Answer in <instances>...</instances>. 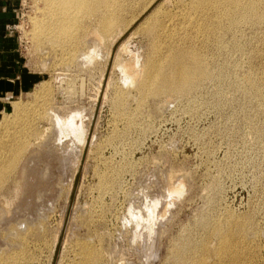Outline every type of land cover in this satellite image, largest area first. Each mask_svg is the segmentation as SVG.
I'll return each instance as SVG.
<instances>
[{
	"label": "rangeland",
	"instance_id": "rangeland-1",
	"mask_svg": "<svg viewBox=\"0 0 264 264\" xmlns=\"http://www.w3.org/2000/svg\"><path fill=\"white\" fill-rule=\"evenodd\" d=\"M247 1L114 0L115 31L95 37L94 22L74 58L36 46L43 3L21 0L0 130L26 104L18 127L33 120L38 135L0 189V264H175L202 241V264H226L219 248L234 242L239 264H264V17L238 14ZM155 48L159 62L195 50L210 76L143 99ZM73 116L81 131L60 139Z\"/></svg>",
	"mask_w": 264,
	"mask_h": 264
},
{
	"label": "bare ground",
	"instance_id": "bare-ground-1",
	"mask_svg": "<svg viewBox=\"0 0 264 264\" xmlns=\"http://www.w3.org/2000/svg\"><path fill=\"white\" fill-rule=\"evenodd\" d=\"M40 1L43 5L39 11L41 16L39 14L40 17L34 19L33 21V40L38 48H41L45 42L48 43L51 48H58V50L47 48L48 52L54 51L55 55L59 54L61 56H66L69 54L72 57L77 58L81 53L82 47L85 46V38H87V36L89 37V34L92 33L90 28L93 27L94 22L98 23V27L95 28L96 31L94 32L95 37H100L103 34L113 33L118 26L119 19L121 18V16L119 18L115 15V12L112 10L114 0ZM221 1L228 5H233L236 2V0ZM261 3L264 5V0H249L246 3L247 6H241L242 8L235 7L234 9H237L238 14L241 16L245 15L249 20H254V18L262 19L264 17V11L261 13ZM155 10L156 9L151 12V14L141 23L140 26H143L144 24L148 25V20L151 18L152 20L155 19ZM95 40L97 39L95 38ZM97 41H95L96 44H98ZM154 54H160L157 48L153 50L152 57L147 61L145 68L140 72L142 73L140 80L136 81L138 83L137 88L143 99H146L144 97L149 98L148 96L150 95L184 94L188 92V88L197 87L201 83L203 84L210 76L208 68H206L202 58L195 50L187 51L177 48L173 51L171 58L166 59L165 62H159L158 59L154 58ZM254 86L257 87V84L254 83ZM40 92L38 91L37 94ZM25 107L26 104H16L13 115L10 117L12 122L1 126L0 189L3 188L5 182L8 180L9 173H12L13 170L15 171L16 164L21 161V158L28 149L31 138L38 135L36 126L34 123L32 124L33 120L28 121L27 123L23 121V124L26 126L20 128L18 127L19 122L16 120H20L21 117H23L22 111ZM37 112L38 115L36 111L34 112L33 110L31 115L32 113H34L33 115L36 113L35 116H39L40 111ZM48 114L49 112L47 114H42V117H39L45 118ZM77 118L79 117L73 116L68 120V122L57 120V126H55V129L59 132L60 139L63 138L62 136L65 137L75 130L81 131L82 124L81 122L80 124L78 123L80 118ZM15 121L17 122L16 128H19L18 131L9 134L7 133L8 131L1 132L4 129L11 127ZM7 140L10 141L9 145ZM8 153L9 156L6 158ZM32 160L33 159H31L30 162H32ZM231 245L232 246H223L219 248L220 253L226 257V264L243 263V257H241V253L237 250L236 242ZM207 251L208 243L207 241H202L201 243H196L192 246L191 253L185 251L184 247H178L172 256L173 259L176 260L175 264H202ZM192 255H199L200 259L192 260Z\"/></svg>",
	"mask_w": 264,
	"mask_h": 264
},
{
	"label": "crops",
	"instance_id": "crops-1",
	"mask_svg": "<svg viewBox=\"0 0 264 264\" xmlns=\"http://www.w3.org/2000/svg\"><path fill=\"white\" fill-rule=\"evenodd\" d=\"M20 5L21 0H0V98L18 92V87L13 88V84L19 76L14 75V66L7 62L6 53L10 52L7 30L18 21Z\"/></svg>",
	"mask_w": 264,
	"mask_h": 264
}]
</instances>
